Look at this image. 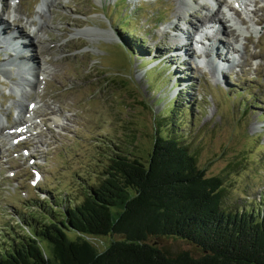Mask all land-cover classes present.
Wrapping results in <instances>:
<instances>
[{
	"label": "rangeland",
	"instance_id": "obj_1",
	"mask_svg": "<svg viewBox=\"0 0 264 264\" xmlns=\"http://www.w3.org/2000/svg\"><path fill=\"white\" fill-rule=\"evenodd\" d=\"M217 1L221 19H226L221 10H229L226 24L235 38L215 33L220 40L215 57L199 58L194 51L186 62L173 50L170 55L180 70L191 66L185 74L189 83L176 95L179 83L169 66L171 58L155 55L186 43L191 28L212 19L204 14ZM255 1L258 12L248 5L239 18L225 0H0L3 27L9 30L0 37V142L5 138L0 152V236L18 230L17 223L38 200L66 191L79 194L81 181L94 180L92 173L101 169L106 144L135 145L134 140V149L146 156L156 132L165 131L178 134L208 176L223 177L226 208L262 211L264 0ZM42 11L47 20L39 34L43 38L33 32L39 29ZM11 24L25 35L31 33L36 44L43 42L37 44L43 50L38 53L27 39L30 48L23 51L42 66L41 72L35 69L42 75L37 88L33 75L35 93L26 87L28 74L16 65L24 57L10 52L17 40L8 39ZM213 44L204 45L202 55L214 52ZM225 54L231 61L221 60ZM33 100L39 108L25 118L33 128L31 155L25 158L22 147L7 139L6 129L16 124V108L24 109ZM171 111L174 119L168 116ZM67 235L74 240L77 232ZM88 240L105 249L112 237L91 235ZM160 246L172 254H200L181 238L162 239Z\"/></svg>",
	"mask_w": 264,
	"mask_h": 264
},
{
	"label": "trees",
	"instance_id": "obj_2",
	"mask_svg": "<svg viewBox=\"0 0 264 264\" xmlns=\"http://www.w3.org/2000/svg\"><path fill=\"white\" fill-rule=\"evenodd\" d=\"M132 141L106 144L101 169L80 179L79 194L38 200L18 230L1 234L0 264H264V209L226 208L223 177L208 176L177 133L156 132L146 156ZM91 235L112 242L99 249ZM165 238L200 254L169 253Z\"/></svg>",
	"mask_w": 264,
	"mask_h": 264
},
{
	"label": "bare ground",
	"instance_id": "obj_3",
	"mask_svg": "<svg viewBox=\"0 0 264 264\" xmlns=\"http://www.w3.org/2000/svg\"><path fill=\"white\" fill-rule=\"evenodd\" d=\"M205 5V4H204ZM203 5V6H204ZM218 9V8H217ZM44 13H46L45 11H42V12H40V16L39 17H41L40 19H41V21H40V24H39V29H38V31H37V33H39L42 29H43V24L44 23H46V18H44ZM206 15V17H208V18H212L211 20L209 19V22L210 21H213V20H215V22H217V21H222L223 22V32L224 33H226L227 35H230L229 37L230 38H232V39H234L235 38V32H234V30H229L230 29V27L226 24L229 20L226 18V19H224V18H220V16H219V12H217V10L216 11H210L209 12V14H208V12L205 14ZM238 15H239V13H238ZM207 18V19H208ZM19 21H20V19H18ZM242 21L243 22H246V20H245V18H243L242 19ZM189 22L191 23V24H193V26L195 25V22H194V20L192 19V18H190L189 19ZM4 21L2 20V16L0 15V37L1 36H5V34L4 33H7L9 30H7L6 29V27H5V29H4V27H3V25H4ZM9 23V22H8ZM28 23V22H27ZM14 25V24H13ZM13 25L11 24V26H10V28L11 27H13ZM176 26H178V25H176ZM172 28H173V26H172ZM176 28V27H175ZM13 29H15L16 30V32L17 33H19V35H20V37H27V38H29L30 40H31V46H32V44H33V46L34 47H36V50L38 51V53H39V50L40 51H43L42 50V48L40 47V45L38 46L37 44H39V43H43V42H41L40 40H36V42H37V44L35 43V41L34 40H32V38H33V36H31L30 37V35L31 34H28V35H25L24 33H22V31L21 30H19V29H17L16 27L14 28L13 27ZM23 30L25 31V29H24V27H23ZM92 31V30H91ZM191 32L193 33L194 32V29H192L191 28V31L189 32V36L187 37L186 36V38L188 39V41L186 42V44H181V43H177L176 45L175 44H173V45H171V47H170V50L168 51L169 53H171L173 50H177L178 52H179V55H177L179 58L180 57H182L183 58V60H185L186 62L187 61H189V57H191V55L194 53V49H193V52H192V47L189 45V43L191 42V38H190V40H189V37H190V34H191ZM218 34V33H217ZM217 34H213V38H214V36L215 35H217ZM43 38V37H42ZM180 39V38H179ZM217 40V39H216ZM218 41H220V40H217V42ZM224 45V44H223ZM213 50V49H212ZM214 52H218V49H216V50H213ZM231 51V50H230ZM229 52V51H228ZM196 53V52H195ZM183 55V56H182ZM214 55H215V53H214ZM227 54H225V56L224 57H220L221 58V60H224V61H230V57H228V56H226ZM28 56V55H27ZM23 57H25V56H23ZM29 58H26V60L25 59H22L23 60V63H20V65H23V66H28L29 67V69H30V71H29V73L30 74H32V76L34 75H36L35 76V78H38V75H37V73H35V72H32V68H33V70L34 69H39L38 68V62H37V60H36V57L35 56H33V55H31V57L30 56H28ZM35 63H36V65H35ZM183 63V62H182ZM221 63V62H220ZM190 68H191V66L188 68H185V71L186 72H188L189 70H190ZM39 71H40V69H39ZM220 71V70H219ZM224 71V70H223ZM221 74V73H220ZM222 77V76H221ZM223 79H224V77H223ZM189 86V85H188ZM23 108L28 112L29 111V107L26 105V106H23ZM24 109H22V110H24ZM20 125L21 124H19L18 126H17V128L18 127H20ZM5 128H2V130H4Z\"/></svg>",
	"mask_w": 264,
	"mask_h": 264
}]
</instances>
